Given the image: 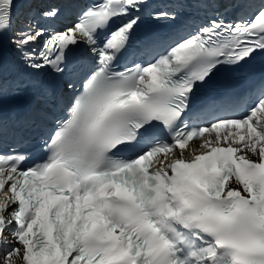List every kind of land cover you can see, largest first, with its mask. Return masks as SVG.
Returning <instances> with one entry per match:
<instances>
[{"label": "snow or ice", "instance_id": "snow-or-ice-1", "mask_svg": "<svg viewBox=\"0 0 264 264\" xmlns=\"http://www.w3.org/2000/svg\"><path fill=\"white\" fill-rule=\"evenodd\" d=\"M192 2L215 11L121 65L146 0H28L11 35L0 0V49L69 92L35 159L0 122V264H264V81L194 105L219 66L264 52V0Z\"/></svg>", "mask_w": 264, "mask_h": 264}]
</instances>
